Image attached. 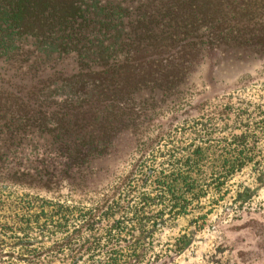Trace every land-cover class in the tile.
I'll use <instances>...</instances> for the list:
<instances>
[{
	"label": "rangeland",
	"instance_id": "rangeland-1",
	"mask_svg": "<svg viewBox=\"0 0 264 264\" xmlns=\"http://www.w3.org/2000/svg\"><path fill=\"white\" fill-rule=\"evenodd\" d=\"M240 25L216 45L177 39L129 78L131 114L71 186L40 179L39 162L63 161L53 134L15 140L20 167L0 172V264H264V2ZM62 63L65 76L78 70ZM154 70L171 82L155 85ZM64 101L48 102L50 129ZM94 109L78 117L90 127ZM165 177L173 191L157 185ZM56 204L73 215L33 218Z\"/></svg>",
	"mask_w": 264,
	"mask_h": 264
},
{
	"label": "trees",
	"instance_id": "trees-1",
	"mask_svg": "<svg viewBox=\"0 0 264 264\" xmlns=\"http://www.w3.org/2000/svg\"><path fill=\"white\" fill-rule=\"evenodd\" d=\"M262 2L0 0V172L9 175L20 167L14 159L17 144L27 139L30 129L38 128L54 135L59 144L50 153L63 159L45 167L39 162L40 179L44 184L56 180L71 186L75 169L104 155L122 128L123 117L131 114L132 89L126 81L145 77L140 73L151 69L149 59L162 54L163 48L169 50L177 39L206 38L216 45L218 37L239 32L240 24L245 26ZM64 60L73 61L78 70L67 76L56 70ZM169 73L172 76L154 70L148 75L156 85L170 83L173 71ZM58 99L65 100L64 106L56 108L65 111L50 129L44 112L51 108L50 100ZM90 100L95 102L94 111L103 109L91 127L78 118ZM178 178L193 189L194 180ZM157 185L173 191L167 177ZM178 208L182 214V206ZM71 215L56 204L33 218L63 221Z\"/></svg>",
	"mask_w": 264,
	"mask_h": 264
}]
</instances>
